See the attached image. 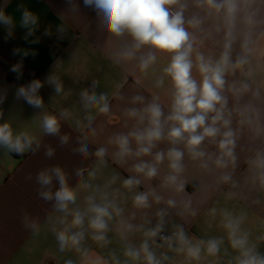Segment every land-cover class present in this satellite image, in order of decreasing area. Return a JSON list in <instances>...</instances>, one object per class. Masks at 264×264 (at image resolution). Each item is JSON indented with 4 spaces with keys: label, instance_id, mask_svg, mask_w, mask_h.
Wrapping results in <instances>:
<instances>
[{
    "label": "clouds",
    "instance_id": "9594fccd",
    "mask_svg": "<svg viewBox=\"0 0 264 264\" xmlns=\"http://www.w3.org/2000/svg\"><path fill=\"white\" fill-rule=\"evenodd\" d=\"M10 2L3 0L0 4L4 39H14L19 26L26 42L38 44L40 37L31 41L28 38L40 28L39 14L19 4L21 15L17 22L14 15L7 13ZM82 9L95 12L97 27L115 42L108 57L113 65H132L141 77L151 76V95L131 97L134 106L122 110L126 131L110 135L107 146L90 153L88 136L78 137L79 147L73 151L82 157L94 156L97 166L87 170L86 177L85 170L78 169L75 187L69 185V174L60 166L37 173L38 195L52 204L54 214L45 223L55 237L58 251H74L84 264H168L170 257L157 252L164 247L182 255L187 264L206 257L218 259L224 236L198 239L181 224H173L171 234L163 233L171 210L178 209L181 217L197 215L192 207L193 194L187 192L190 167L202 176L214 177L216 188L237 187V148L243 138L251 145L245 161L248 182L264 190V0H83L82 6L78 0H64L66 13L79 14ZM57 18L64 20L63 15ZM56 32L58 39H63L67 26L58 24ZM52 34V26L48 25L43 36ZM13 55L27 57L36 53L14 48ZM60 65L61 61L56 60L53 67L59 69ZM10 71L19 79L23 60L12 65ZM124 83H115L111 98L124 99L120 93ZM45 84L56 95L64 92L63 82L52 72L43 81L32 79L17 87L14 98L35 110L44 109L40 90ZM98 84L93 81V90L81 91L86 124L76 120L77 129L87 127L93 137L98 134L93 127L97 115L111 112L110 95L97 93ZM71 115L68 109L59 116L44 112L40 117L43 134L59 136L61 146L68 144L69 136L60 135V121ZM0 148L18 156L34 153L40 148V139L26 130L14 132L10 123L3 122ZM53 155L54 149L49 146L45 156ZM109 158L129 175L122 178L114 172L104 183H95ZM24 179L30 182L33 177L29 173ZM118 181L120 186L114 187ZM153 181L158 184L153 186ZM54 182L58 185L55 190ZM192 186L194 191L201 187L195 182ZM82 193L81 206L78 199ZM126 194H130L131 206L137 211L163 205L154 212V224L147 215L141 223H133L136 211L126 214ZM228 197L232 198L233 193ZM210 215H217L215 207ZM219 215L228 244L237 253L235 264H264V254L242 227L246 213L237 215L225 208ZM21 224L34 235L41 230L38 220L26 211ZM113 231L121 243L123 260L115 252L107 259L95 255L85 246L86 239H91L98 247H106L112 243L108 234ZM137 233L142 235L138 244L131 239Z\"/></svg>",
    "mask_w": 264,
    "mask_h": 264
},
{
    "label": "crops",
    "instance_id": "0c3cea01",
    "mask_svg": "<svg viewBox=\"0 0 264 264\" xmlns=\"http://www.w3.org/2000/svg\"><path fill=\"white\" fill-rule=\"evenodd\" d=\"M83 5V0H78ZM3 4V0H0ZM25 4L30 10L40 16V28L29 41L40 37L38 44L26 42L23 39L24 31L17 26L15 38L5 40V29L0 26V123L8 122L14 132L26 130L40 139V148L34 153L29 151L23 155L9 153L0 148V264H65L71 260L73 264H84L79 255L74 251L60 253L54 235L49 231L45 223L46 218L53 213L52 204L45 202L38 195L39 185L35 177L42 169L60 166L69 174V185L75 187L79 182L76 175L78 169L87 170L96 167L94 156L82 157L73 149L79 147L78 137L87 135V144L90 153L100 146H107L110 135L119 131H126L123 127L122 110L132 107L131 97L142 94L150 98L151 76L141 77V74L132 65L119 67L112 64L109 53L115 46V42L101 28L97 27L95 12L90 9H82L79 14H70L64 11V0H11L7 13L14 15L17 22L20 19V11L17 5ZM64 16L61 21L57 17ZM64 23L67 32L63 39H58L56 27ZM52 26V36H43L44 29ZM211 48V44L209 43ZM14 48L35 51L36 55H13ZM218 53V49H213ZM23 60V75L17 79V74L10 71L12 65ZM56 60L61 61L59 69L53 67ZM163 62V61H161ZM55 72L64 85V92L56 95L45 84L40 90L44 100V109L35 110L22 100H16L14 93L17 87L27 84L32 79L45 80L47 75ZM141 83L137 84L136 80ZM93 81L99 84L95 88L97 93L107 92L110 95L111 112L108 115H97L93 127L98 134L91 136L89 129L84 127L77 129L76 120L86 124L84 117L86 112L80 101V93L84 89L93 90ZM124 81V87L120 93L123 100L111 98L115 91V83ZM152 91H156L152 89ZM138 106V105H136ZM68 109L72 115L67 120H61L60 135H68L69 142L61 146L59 136L44 135L40 128V117L44 112L59 116L60 112ZM96 115L95 111L92 112ZM103 129V131H100ZM54 149V155L45 156L48 147ZM251 145L243 138L237 148L238 166L234 173V179L238 182L236 188L230 185H221L216 188L213 184L214 177L202 176L196 169L190 167L188 193H192V207L197 210V215L181 217L179 211L171 210L168 217L165 235L171 234L173 224H181L190 236L198 239L211 237H225V243L218 259L206 257L199 262L191 264H235L237 253L228 244L226 233L220 226V211L228 209L234 214L246 213L243 229L250 234V241L257 244L258 251L264 254V190L254 187L248 182L246 159L250 155ZM112 151V149H109ZM119 173L126 178L129 173L125 169L108 160V166L103 167L98 174L95 183H104L113 173ZM31 173L33 179L25 182L24 177ZM193 182L201 187L194 191ZM153 186L158 181L152 182ZM119 181L114 187H119ZM58 185L54 182V189ZM142 190V189H141ZM123 192V190H122ZM233 193L229 198L228 193ZM83 193L78 199L82 206ZM123 205L126 214L136 211V219L133 223L139 224L147 215L155 223L154 212L163 205H154L152 209L137 211L131 206L130 194ZM215 207L217 215H210V210ZM28 212L32 218H36L41 225L39 234H33L21 224V216ZM115 225L113 224V228ZM112 243L104 248L98 247L91 239H86L85 246L90 248L95 255L109 258L110 253L115 252L121 260V243L114 231L109 232ZM132 242L138 244L142 235L137 233L131 237ZM157 243H160L157 240ZM225 249L227 251H225ZM158 253H166L170 257L168 264H187L182 255L168 251L166 247L157 249ZM142 264V262H140Z\"/></svg>",
    "mask_w": 264,
    "mask_h": 264
},
{
    "label": "built area",
    "instance_id": "2783aa9c",
    "mask_svg": "<svg viewBox=\"0 0 264 264\" xmlns=\"http://www.w3.org/2000/svg\"><path fill=\"white\" fill-rule=\"evenodd\" d=\"M164 234V233H163ZM165 235V234H164Z\"/></svg>",
    "mask_w": 264,
    "mask_h": 264
}]
</instances>
